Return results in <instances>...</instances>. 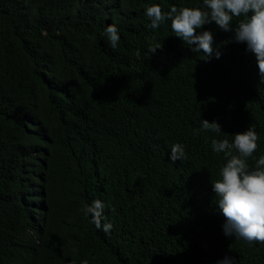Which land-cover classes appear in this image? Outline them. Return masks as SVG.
<instances>
[{"label":"trees","instance_id":"obj_1","mask_svg":"<svg viewBox=\"0 0 264 264\" xmlns=\"http://www.w3.org/2000/svg\"><path fill=\"white\" fill-rule=\"evenodd\" d=\"M30 1L0 0V93L11 92L0 94V264H215L226 254L236 264H264V242L226 237L221 215L194 207L171 185L181 172L191 176L186 180L219 177L225 160L212 151V139L231 141L248 127L258 137L249 165L264 155V82L238 72L255 69L245 46L230 41V32L212 29L216 47L244 56L233 62L236 78L209 77L210 69L199 63L214 64L184 47L171 71L159 70L156 55L174 47L158 37L183 42L169 21L152 29L134 0L124 6L121 0H34V11ZM174 1L178 8L202 2L135 0L162 10ZM100 14L105 24L112 15L121 18L115 23L124 38L116 49L107 44L102 23L91 21ZM24 29L39 43L27 41ZM55 37L69 46L59 51ZM157 43L162 47L149 56ZM36 47L46 81L30 70ZM160 97L177 103L154 104ZM160 109L170 117H161ZM201 119L218 122L222 131L194 134ZM176 143L185 154L173 162L168 153ZM97 199L105 204L101 224L113 225L107 233L82 211Z\"/></svg>","mask_w":264,"mask_h":264},{"label":"clouds","instance_id":"obj_2","mask_svg":"<svg viewBox=\"0 0 264 264\" xmlns=\"http://www.w3.org/2000/svg\"><path fill=\"white\" fill-rule=\"evenodd\" d=\"M144 14L152 29L169 21L172 33L184 45L194 53L203 52L205 59L215 64L226 62L227 58L214 46L213 32L203 26L214 24L218 30L230 32L229 40L245 45V52L251 54L255 60L259 80L264 81V0H202L195 7L172 6L166 11L159 4L153 3L144 9ZM234 18H237L235 25ZM104 37L107 44L116 49L121 38L120 29L116 24L110 23L104 29ZM161 47L160 43L150 46L148 55L155 54ZM134 55L139 58L141 53L137 50ZM162 112H167V109L158 111L164 117ZM201 131L220 133L222 130L218 122L201 119L200 127L193 129V133L199 134ZM257 139V133L252 127L236 132L231 141L226 138L212 139V151L223 153L225 163L220 169L219 177L209 176L212 180L207 181L202 188L204 191L211 183V194L206 197H200L195 192H192L193 195L189 194L186 183H190L197 192L201 190L194 186L198 184L195 178L185 179L191 177L186 175L188 172L176 174L171 179V185L180 191L177 193L186 195L182 191L187 192L190 201L212 202L215 197L216 206L212 211L221 215L217 218L223 234L226 237L242 239L249 244L264 242V155L255 157L252 165L248 163L251 159H246L252 157L256 151ZM233 149L236 154H233ZM184 154L183 146L176 143L171 146L168 158L175 162L182 159ZM104 208L105 204L97 199L91 204H84L82 211L85 216L91 217L97 229L107 233L113 225L110 222L101 224ZM215 264H236V259L226 254L217 259Z\"/></svg>","mask_w":264,"mask_h":264},{"label":"bare ground","instance_id":"obj_3","mask_svg":"<svg viewBox=\"0 0 264 264\" xmlns=\"http://www.w3.org/2000/svg\"><path fill=\"white\" fill-rule=\"evenodd\" d=\"M33 1L34 0H31L29 3H28V6H29V9L30 10H32V11H34V7H33ZM76 1H78V0H75V2ZM143 2L145 1V0H142ZM121 2L123 3V6L125 5V0H121ZM153 2V1H152ZM21 4H23V3H21ZM146 5H147V3H145L143 6H140V5H138L136 2H135V0H134V8L136 9V10H144L145 8H146ZM174 6H176L177 7V4H176V2L174 1ZM110 7H113L112 5L110 6ZM169 9V6L167 5V8L164 10V11H166V10H168ZM67 13V12H66ZM120 15L122 14V12L121 13H119ZM116 15L117 14H115V15H112V16H110V23H113V24H116L115 22H117V23H119L118 22V20L119 19H121L120 17H116ZM94 17H96V16H94ZM94 17H92L91 18V21H98V22H100V23H102L103 22V20L105 19V18H103L102 17V15L100 14L97 18H94ZM237 19V18H236ZM26 20H28V18L27 17H25L21 22H24V21H26ZM30 20V19H29ZM70 23H77V20L75 19V20H73V21H69ZM28 23V22H27ZM110 23H102V28H105L108 24H110ZM204 28H207V29H210L211 31H212V29L215 27L216 28V26L214 25V24H211V25H208V24H206V25H204L203 26ZM23 32H28V30L27 29H24L23 30ZM21 32H19L18 33V35L20 34ZM225 36H228V34H224L223 35V37H225ZM120 37H121V34H120ZM121 38H124V37H121ZM159 39H160V41L161 42H165L166 44H168V45H171V46H173L174 47V49H173V52H171V53H169V52H167V51H163V53H158L157 55H156V57L157 58H160V59H162L161 60V64L163 65V67L161 68V69H159V70H166V71H171V68H172V66L173 65H177L178 64V62H176V59L175 60H173L172 58L173 57H176V56H178V55H183L184 54V51H183V47L184 48H187V49H189L188 48V46L187 45H184L183 43H182V46H181V44H177V43H172V42H169V41H167L165 38H163V37H158ZM27 41H33L34 43H36V44H38L39 43V41H36L35 39H33L32 37H30V34H29V32H28V34H27V36H26V38H25ZM51 42H54L55 44H54V46L60 51V50H63V48H62V45H65V47L67 48L68 46H69V44H67L65 41L64 42H62V45H58L59 44V42H60V40H59V38H54ZM82 43H83V41H82ZM41 44V43H40ZM215 46V45H214ZM245 45L244 44H242L241 43V45H240V47L241 48H243ZM177 48V49H176ZM218 49H219V51H220V53H221V55L222 56H224V57H226L227 59H226V62H218V63H213L214 65H212L211 67H210V65L205 61V60H202V62L203 63H199V65L200 66H204V64L205 65H207V67L210 69V75H209V77H212V78H214V79H218V78H220V77H223V76H229V78H236L237 77V75L235 74V72H234V69H235V66H234V64H233V62L235 61V60H237V58H238V56H240V57H244V56H242V54L239 52V51H227V50H225V49H222V48H219V47H217ZM39 50H40V48H38V47H36V50H35V52H39ZM190 50V49H189ZM40 55H43L42 54V52L40 53L39 52V54H37L36 56L35 55H30L29 56V58H30V61H33L35 64H36V66L35 67H31L30 68V70H33L34 72H37L40 76L37 78V81H38V79H41V81H43V80H45V78H47V79H49V77H47L48 76V73H46V72H42V68H41V66L38 64V62H37V60H38V57H40ZM167 55V59H164V57ZM234 55V56H233ZM21 59H23V57L21 58ZM13 60V57H9V59H8V61L9 62H11ZM125 62L126 61H128V59H125L124 60ZM251 62H253L252 63V65H253V67L255 68V69H248V68H243V69H239L238 70V72L240 73V74H242V76L245 78V79H250V80H252L253 82H259V75H258V70H257V66H256V63H255V60L253 59V60H251ZM137 64H141L142 63V61H137L136 62ZM26 65V63H25V61H24V63L22 64V66H25ZM214 67H216L220 72H218V73H214L213 71V69H214ZM256 73V74H255ZM255 75V76H254ZM143 80H146V79H143ZM46 81V80H45ZM261 81V80H260ZM262 82H264V81H262ZM57 82H49L48 84H49V86L51 87V85H54V86H56L57 87V89H59L60 90V88L57 86V84H56ZM146 83H147V81H146ZM77 84H79V82H77ZM80 84H82V82H80ZM170 87V85L169 84H167V83H165L163 86H162V88H164V89H168ZM199 90H196V92H198ZM217 93V92H216ZM216 93H213L211 96H213V97H215L216 96ZM220 94H222L221 92H219ZM2 96H5V97H7V95L8 96H11V92H7V93H5V94H2V93H0ZM67 96L69 97V96H71L69 93L68 94H66V95H63V96H60L59 97V100H57V99H55V100H53L54 102H55V105H57V103L59 102V103H61V99L62 98H67ZM74 96V95H73ZM39 97L40 98H42L41 97V95L39 94ZM79 101H78V105H85V101L82 99V100H80V99H78ZM45 103V102H44ZM44 103H42L43 105H44ZM153 103L154 104H159L160 106H164V105H168V104H173V103H177L176 101H174V99L173 98H169V97H160V98H155V101H153ZM3 105H6L5 104V102H3ZM73 106H76V105H73ZM69 110H70V108H69ZM162 114L164 115V119L165 118H167V117H170V114H169V112L167 111V112H162ZM60 121H65V120H60ZM168 134H172V129L170 130V131H168L167 132ZM43 158H39V162H41V164H42V162H43ZM108 168V166L107 167H105V168H103V169H100V170H105V169H107ZM88 171V173L89 172H91L89 169H87ZM114 170H116V169H114ZM195 179H196V181L198 182V184H195V186L197 187V188H199L201 191L200 192H197L196 190H195V188L191 185V186H189L188 187V190L190 191V194L191 195H193V193L192 192H195V193H197V194H200V197H206V196H208V195H210L211 194V190H212V188H211V183H210V186L209 187H206L205 188V190L204 191H202V188L208 183L207 181H210V180H212L211 178L210 179H207V178H204V177H200V176H197V175H194L193 176ZM177 191V190H176ZM177 192H180V191H177ZM182 193L183 194H185L183 191H182ZM186 195H187V193H186ZM194 196H197V195H194ZM199 197V196H198ZM169 203H172L171 201H169ZM189 203L191 204V205H195V206H198V207H200V209L202 210V211H204L207 207H208V210H213L214 208H215V197H214V201H212V202H210V201H206V202H204V203H202V205H200V202H198V201H194V200H191V201H189ZM58 204V203H57ZM62 204H64V203H62ZM181 205V204H180ZM179 205V207H181ZM172 213H175V211H172ZM38 217H40L39 216V214L37 215ZM31 217L33 218L34 217V215L32 216V214H31ZM35 218V217H34ZM70 219H75L73 216H70L69 217ZM76 221V223H77V220H75ZM39 224H41V223H39ZM215 226H217V224H215ZM44 230H42L41 232H43ZM204 252V251H203ZM200 258V257H199ZM58 260H60V259H58ZM71 264H73V263H71Z\"/></svg>","mask_w":264,"mask_h":264}]
</instances>
